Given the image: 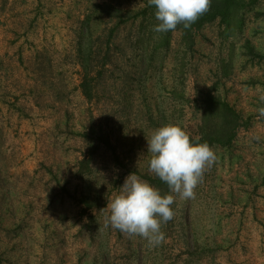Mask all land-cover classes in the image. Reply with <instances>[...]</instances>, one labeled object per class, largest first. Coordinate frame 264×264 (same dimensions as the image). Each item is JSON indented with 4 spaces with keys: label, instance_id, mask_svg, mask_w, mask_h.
I'll list each match as a JSON object with an SVG mask.
<instances>
[{
    "label": "rangeland",
    "instance_id": "1",
    "mask_svg": "<svg viewBox=\"0 0 264 264\" xmlns=\"http://www.w3.org/2000/svg\"><path fill=\"white\" fill-rule=\"evenodd\" d=\"M149 4L0 0V264H264V0L234 37L215 22L189 49L174 33L168 52L154 57L162 68L138 84V52L121 61L115 53L130 43L117 16L134 10L126 18L136 28ZM81 38L84 50L92 45L90 66ZM105 43L114 53L107 65L97 55ZM87 72L91 98L81 90ZM208 92L248 126L230 146H212L216 159L193 198L172 193L164 239L106 226L125 178L155 176L147 139L168 124L198 137Z\"/></svg>",
    "mask_w": 264,
    "mask_h": 264
},
{
    "label": "clouds",
    "instance_id": "2",
    "mask_svg": "<svg viewBox=\"0 0 264 264\" xmlns=\"http://www.w3.org/2000/svg\"><path fill=\"white\" fill-rule=\"evenodd\" d=\"M155 6L154 27L158 33L175 30L183 23L186 27L208 11L211 0H149ZM147 151L152 154L150 171L164 181L171 192L181 199L193 198L194 189L201 181L204 170L215 159L213 148L207 143L193 139L178 124L162 126L147 139ZM120 192L107 204L110 215L106 226L128 235H138L159 244L164 235L161 224L174 217V196H162L159 189L135 173L125 178Z\"/></svg>",
    "mask_w": 264,
    "mask_h": 264
},
{
    "label": "trees",
    "instance_id": "3",
    "mask_svg": "<svg viewBox=\"0 0 264 264\" xmlns=\"http://www.w3.org/2000/svg\"><path fill=\"white\" fill-rule=\"evenodd\" d=\"M262 0H211L209 9L203 15H201L194 23H191L189 26H185L183 23L177 25L175 30H170L166 33H158L154 31V27L159 24V21L155 16V6L149 4L140 12L141 18L137 19V26L133 28V25H136V22L132 21L128 26L127 16L132 14L134 10H128L125 13L121 10L118 11L117 18L120 22L125 23L124 30H127L129 33L128 40L130 43L126 45V47L121 48L122 45H125L124 42L125 35L121 37L122 43L115 53L118 55V60H123L125 56L129 53L136 54L138 56L139 64L138 68L135 69V73L139 75L138 84H140V77L142 74H148V70L157 71L162 68L163 57L157 63L154 62V57L159 54H166L170 49L173 34L179 32L182 37V44L192 49L194 43V35L199 30H201L206 25L218 22L221 28V36L224 38L234 37L236 34L240 33L245 24V15L247 10H249L250 6L256 5V3ZM133 8V6L131 7ZM138 15L136 14V17ZM88 23L83 24L82 34L84 38V31H88ZM119 29H117L118 31ZM152 35L155 36V42L150 43ZM112 35V33H110ZM130 36V38H129ZM123 39V40H122ZM84 39H79L78 43V53L81 54L85 60H88V66L92 64L89 61L91 58L90 51L92 50V45H90V49H83ZM152 42V41H151ZM109 44H100L97 48L98 54L103 57L102 64L107 65L113 61L112 56L114 53L110 54V50H108ZM104 46V53L103 47ZM127 48H129L127 50ZM127 50V51H126ZM89 51V56H87L86 52ZM85 54V55H84ZM161 54V55H160ZM84 60V61H85ZM86 62V63H87ZM90 62V63H89ZM160 64V65H158ZM89 67H86L87 70ZM87 74L83 77L81 83L82 94L91 98V87L88 84ZM97 74L100 76L101 71H97ZM129 73H127L128 75ZM147 78V76H146ZM148 80V78H147ZM144 86L141 84V88ZM205 97L202 100V111H201V120L200 125L198 126V137H193V139L199 138V142H207L211 147L214 145H219L222 147L230 146L237 136L239 130L248 126V121L243 119V117L233 109L225 100L221 99L219 96L214 95L210 92L204 95ZM146 112L143 115H148V121L151 120V108L149 105L144 107ZM154 127H156L154 125ZM108 137V136H107ZM105 144L109 147L110 142L109 138H106ZM117 159V157H115ZM87 161H82L80 165L83 169L87 168ZM142 178L148 181L154 188L159 189L162 196L172 195L173 192L169 189L168 185L162 181L158 176H150L143 175ZM85 201V200H84Z\"/></svg>",
    "mask_w": 264,
    "mask_h": 264
}]
</instances>
